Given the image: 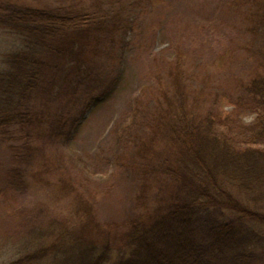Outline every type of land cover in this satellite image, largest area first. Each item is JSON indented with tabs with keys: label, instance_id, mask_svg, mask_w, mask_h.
Masks as SVG:
<instances>
[{
	"label": "trees",
	"instance_id": "16d2710c",
	"mask_svg": "<svg viewBox=\"0 0 264 264\" xmlns=\"http://www.w3.org/2000/svg\"><path fill=\"white\" fill-rule=\"evenodd\" d=\"M107 1L9 5L0 13V26L26 41L23 49L5 54L7 67L0 70V135L22 140L9 144L21 161L44 136V118L31 99L60 82L49 72L50 58L82 62L102 32L124 27L125 1ZM249 13H255L252 29L262 39L259 68L242 82L245 102L257 111L255 120L232 118L235 124L224 126L213 110L201 106L204 91L188 86L175 64L147 129L135 132L133 141L145 170L163 177L154 204L122 227L103 225L93 198L64 174L58 177L61 192L82 200L44 232H24L22 246L16 242L10 248L8 239L2 241L0 264H264V0H254ZM37 165L49 171L52 163ZM20 170L13 168V186L23 184ZM150 183L145 181L146 190Z\"/></svg>",
	"mask_w": 264,
	"mask_h": 264
},
{
	"label": "rangeland",
	"instance_id": "374dc122",
	"mask_svg": "<svg viewBox=\"0 0 264 264\" xmlns=\"http://www.w3.org/2000/svg\"><path fill=\"white\" fill-rule=\"evenodd\" d=\"M76 1L0 0V13L9 5L49 8ZM124 1V27L102 32L82 62L50 58L49 72L60 82L31 99L44 118V136L30 156L16 158L9 144L22 140L0 135L2 249L5 239L10 248L16 242L22 246L24 232L70 216L74 202L82 199L61 192L58 177L64 174L93 198L103 225L122 227L154 204L163 177L145 170L133 141L135 132L147 129L175 64L188 86L204 91L201 106L213 110L224 126L235 124L232 118L247 124L257 116L242 87L256 74L262 54V39L252 29L257 12L249 13L254 0ZM25 42L24 35L0 26V70L7 67L5 54L23 49ZM41 160L51 161V170L40 171ZM13 168L21 169L20 187L10 182Z\"/></svg>",
	"mask_w": 264,
	"mask_h": 264
}]
</instances>
